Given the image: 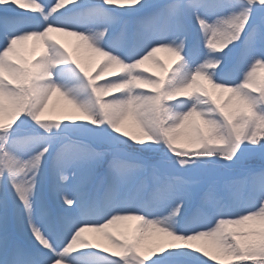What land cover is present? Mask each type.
Returning <instances> with one entry per match:
<instances>
[{
	"label": "snow or ice",
	"instance_id": "obj_1",
	"mask_svg": "<svg viewBox=\"0 0 264 264\" xmlns=\"http://www.w3.org/2000/svg\"><path fill=\"white\" fill-rule=\"evenodd\" d=\"M258 70L264 0H0V264H264Z\"/></svg>",
	"mask_w": 264,
	"mask_h": 264
},
{
	"label": "bare ground",
	"instance_id": "obj_2",
	"mask_svg": "<svg viewBox=\"0 0 264 264\" xmlns=\"http://www.w3.org/2000/svg\"><path fill=\"white\" fill-rule=\"evenodd\" d=\"M125 15L129 16V13H125ZM52 35L54 36V38L60 40L61 43H64L66 47H69V48L71 47L70 43L68 41L72 38V36H66L63 33H53ZM213 51H215V50H213ZM84 55L87 58L89 63L94 64L95 61L98 59L94 54L85 53ZM156 55H157V58L160 60V62L162 64L166 65L169 69V72L165 75L166 76L170 75L171 72L175 69L176 65L179 62L176 61L175 57L171 53L164 51V50H161ZM146 67H148L151 71H154L157 73H159V71H160V69L157 68L154 64H152V62H146ZM106 78H111V77H106ZM59 105L63 106L64 101L60 100ZM55 114L59 115V113H55ZM124 130H127L130 133H136L137 128H136V124L134 123V121H132V120L127 121L126 124L124 125ZM184 144H185V141L182 139L181 140V146H184ZM50 180H51L50 169H46L45 178L43 181L49 185ZM42 194H43V196L48 197L49 196L48 188H46L42 192ZM5 196L7 197L6 212H7V215L9 217V220L14 225H16L17 227H20V221L23 219V215H24L23 207H22V205L19 204V201L16 198L14 191H12L10 187L6 191L4 188H0V199H3ZM36 220H37V223L42 222L40 214H39V210H37ZM135 223H136L135 221L124 222L120 225L113 226L111 231L116 232V233H125V232H128L130 226L134 225ZM87 235H89L92 238L98 237V234H95V233H87ZM154 239H159V237L158 236L154 237ZM205 246L209 247V250H210V248H211L210 244L205 243ZM94 264H99V262L96 261V262H94Z\"/></svg>",
	"mask_w": 264,
	"mask_h": 264
},
{
	"label": "rangeland",
	"instance_id": "obj_3",
	"mask_svg": "<svg viewBox=\"0 0 264 264\" xmlns=\"http://www.w3.org/2000/svg\"><path fill=\"white\" fill-rule=\"evenodd\" d=\"M143 14L144 13H129V16H127V15H125V16L126 17H135L136 15H143ZM194 36H196L195 33H194ZM68 42L70 43V46H71L70 48L74 47L75 44L78 43V41H77V39L75 37H72ZM31 46H32V42L29 41L28 42V47H27V49L25 50V53H24L25 55H28L29 54V51L31 49ZM96 61H95V63H96ZM93 74H95V72ZM259 79H264V70H258V80ZM130 150H135V147L133 149H130ZM50 168H51V166H50V163H49V165L46 166V169H50ZM42 184H43V189H42V192H43L46 188H48V184L46 182H44V181H42ZM242 187H243V185H241V188ZM38 200H39V197H38ZM4 212H5V209L3 207H0V217L3 216ZM196 243L198 245H200V246L206 247L209 250V247L205 246V242L199 241V242H196ZM212 251H213V249H212V246H211L209 252H212ZM206 258L209 259L210 264H218L217 261L211 260L210 257H206Z\"/></svg>",
	"mask_w": 264,
	"mask_h": 264
}]
</instances>
